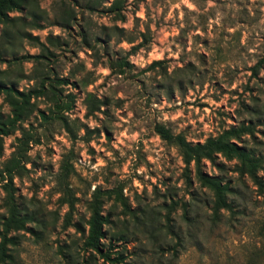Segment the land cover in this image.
<instances>
[{
  "label": "rangeland",
  "instance_id": "374dc122",
  "mask_svg": "<svg viewBox=\"0 0 264 264\" xmlns=\"http://www.w3.org/2000/svg\"><path fill=\"white\" fill-rule=\"evenodd\" d=\"M89 1L26 0L0 27L2 80L26 92L47 72L68 81L57 92L73 99L62 113L67 129L40 120L37 112L51 104L32 98L29 115L3 139L0 168L15 138L31 136L25 171L12 186L32 220L11 234L12 264H83L95 189H121L122 201L104 197L101 210L107 238H123L113 241L121 264H264V192L234 171V161L202 162L230 190V210L212 220V193L152 129L162 124L201 143L250 123L253 135L242 140L261 158L264 183V0H123L122 19L107 10L112 0H98L94 10ZM24 34L50 55L12 62L40 52ZM121 62L127 66L108 68ZM87 95L96 101L92 113ZM9 111L0 95V112ZM3 198L0 188V217Z\"/></svg>",
  "mask_w": 264,
  "mask_h": 264
},
{
  "label": "trees",
  "instance_id": "16d2710c",
  "mask_svg": "<svg viewBox=\"0 0 264 264\" xmlns=\"http://www.w3.org/2000/svg\"><path fill=\"white\" fill-rule=\"evenodd\" d=\"M26 0H0V27L7 26L11 23L12 19L9 14L21 11L25 5ZM123 0H112L107 10L115 16L120 17L122 10ZM99 4L98 0H90L86 4V8L94 10ZM29 25L33 28H38L37 22L31 16ZM5 31L2 32V34ZM20 34L18 30L16 32ZM26 35V34H24ZM21 36V35H20ZM26 39L35 41L40 47L39 54L30 56H21L19 59L13 58L12 62H17L21 59H46L50 55L49 50L36 39L30 38L26 35ZM1 52H0V62ZM159 62H153L156 64ZM126 67V62L109 64L108 68L113 67ZM68 81L64 78H57L49 76L47 72L39 74L37 77L36 85L27 90L26 92L14 89L11 83H7L0 78V95L6 99L10 108L8 115H3L0 112V155L3 150V139L10 136L18 129V124L22 122L25 117L30 113V100L32 98H47L51 104L47 113L38 111L37 115L40 120L46 123L53 121H60L61 124L67 129V124L64 121L62 113L68 112L72 107L73 99L69 94L61 96L57 92L58 87L67 85ZM89 113L97 109L96 101L90 95H87L84 100ZM154 133L166 144L174 146L181 158L183 170L185 173L192 172L197 183L206 188L212 193L213 199L211 201V219H218L221 210H230V205L226 201V195L230 192L229 185L224 183L219 178L209 176L201 170L202 162L206 161L211 166H215L218 158L224 161H234V171L239 176L247 177L252 184L256 186L259 191L264 192V183L257 176V172L262 169V160L255 154V152L247 148L242 138L244 136L252 137L253 127L250 123H240L236 127H230L223 130L216 137H208L203 142L192 143L188 142L181 134H173L169 128L162 124L153 125ZM31 136L29 133L21 132L20 137L15 138L14 149L10 157L2 164L0 168V188L4 192L3 206L5 214L0 217V264H12L13 257L11 255V248L17 245L16 238L11 235L12 233L23 231L26 229V224L32 219L26 213L22 212L15 203L12 186L14 177L19 176L25 171V164L27 163V151L30 144ZM67 174L63 176L65 179ZM63 195L68 197L62 200L68 207V215L71 213L73 202L69 199L67 194V186L63 182ZM118 198L122 201L123 197L121 189L93 190L88 201L89 217L87 220V230L82 239L81 250L86 257L83 258V264H96L100 261L103 264H121V252L115 250L117 248L114 242L122 241L121 236L116 238H107L104 230V225L108 224V218L102 214V199L110 198L111 196ZM67 215V216H68ZM66 216V217H67ZM261 236L264 239V223L261 226Z\"/></svg>",
  "mask_w": 264,
  "mask_h": 264
}]
</instances>
